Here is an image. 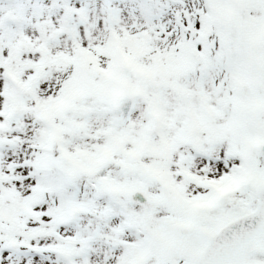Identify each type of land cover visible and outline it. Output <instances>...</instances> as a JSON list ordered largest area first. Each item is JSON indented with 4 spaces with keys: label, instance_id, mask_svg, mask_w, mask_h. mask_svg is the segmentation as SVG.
<instances>
[{
    "label": "snow or ice",
    "instance_id": "obj_1",
    "mask_svg": "<svg viewBox=\"0 0 264 264\" xmlns=\"http://www.w3.org/2000/svg\"><path fill=\"white\" fill-rule=\"evenodd\" d=\"M0 264H264V0H0Z\"/></svg>",
    "mask_w": 264,
    "mask_h": 264
}]
</instances>
